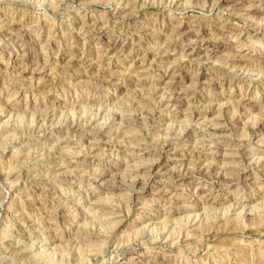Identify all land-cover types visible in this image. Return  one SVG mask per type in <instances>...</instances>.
<instances>
[{
  "label": "rangeland",
  "instance_id": "1",
  "mask_svg": "<svg viewBox=\"0 0 264 264\" xmlns=\"http://www.w3.org/2000/svg\"><path fill=\"white\" fill-rule=\"evenodd\" d=\"M263 118L264 0H0V264H264Z\"/></svg>",
  "mask_w": 264,
  "mask_h": 264
},
{
  "label": "bare ground",
  "instance_id": "2",
  "mask_svg": "<svg viewBox=\"0 0 264 264\" xmlns=\"http://www.w3.org/2000/svg\"><path fill=\"white\" fill-rule=\"evenodd\" d=\"M238 9V8H235ZM180 34H187L188 32H182L179 31ZM203 45H207V41L205 39L202 40ZM206 47V46H205ZM207 54H205V56L203 57L206 62L209 61L211 58L214 57V54L216 53L215 50H212L211 48H207ZM185 54V53H184ZM193 53H189L188 55H192ZM142 62V61H141ZM91 68V67H90ZM175 69V68H174ZM179 70V69H178ZM174 71V70H173ZM169 73V72H168ZM173 76V75H172ZM179 75H174L173 80H172V84L175 83V81H177ZM180 78V76H179ZM147 80V79H146ZM169 83V82H168ZM162 90V89H160ZM165 90V89H164ZM170 90V87H169ZM173 90V89H172ZM167 91V90H166ZM163 92V91H161ZM187 93V92H186ZM190 94V93H187ZM187 94H183V95H174L172 98H170L169 100H164L163 103V107L168 108V109H172V110H177L180 108V105L182 104H186V102H188V95ZM194 95V94H193ZM192 95V96H193ZM190 96V95H189ZM161 97V96H160ZM158 99V98H157ZM190 99V98H189ZM190 102V101H189ZM215 106H217L218 110L222 109L223 112H225L226 114H229V112H231L233 109H236L238 111H236V115L233 117L234 123H239L241 121V119H243V116L246 115V113L250 110H256L258 108V104H256L255 102H250L248 100L245 99H241L240 101H238L237 103H229L226 105H215V104H211L210 107L208 109H203L200 111H197L195 113V118L200 121H203V129L200 132V136L203 137V139L209 143L208 146L205 144V147L207 148V152H209V154L211 155H217V153L213 152L216 148L215 144L218 142V133L221 132V130L223 129V127L221 126L220 123V119L218 118H212L211 117V112L215 109ZM216 108V109H217ZM165 110V109H164ZM196 110V109H195ZM169 111V110H168ZM246 111V112H245ZM195 112V111H194ZM222 112V113H223ZM245 112V113H244ZM194 118V119H195ZM228 121V120H227ZM261 122L259 124H256L252 127H250V132L252 136H255L258 132L259 129L261 128V126L264 125V118L262 120H260ZM255 124V123H254ZM202 140V139H201ZM245 147V146H244ZM180 149V148H179ZM169 151L166 150L165 153H168ZM208 154V153H207ZM222 156V155H221ZM227 156V155H226ZM247 158V157H246ZM204 168L203 169H208L209 165L203 164ZM157 167V163H153L151 165V169L152 172H154L156 170ZM212 167V166H211ZM205 171V170H203ZM111 186V185H110ZM118 186L116 185V188ZM121 188V185L120 187ZM124 188V186H123ZM208 196V195H207ZM207 200V199H206ZM192 201V200H191ZM196 201V200H194ZM199 202V201H198Z\"/></svg>",
  "mask_w": 264,
  "mask_h": 264
}]
</instances>
